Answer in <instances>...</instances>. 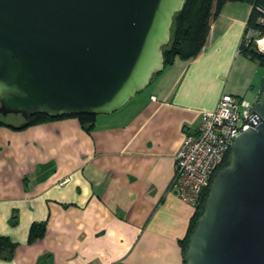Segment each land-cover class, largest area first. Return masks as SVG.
<instances>
[{"label":"crops","instance_id":"obj_1","mask_svg":"<svg viewBox=\"0 0 264 264\" xmlns=\"http://www.w3.org/2000/svg\"><path fill=\"white\" fill-rule=\"evenodd\" d=\"M251 12L225 3L196 57L89 133L76 118L0 128V236L17 244L0 264H183L195 208L171 189L174 157L222 94L258 100L264 70L241 52Z\"/></svg>","mask_w":264,"mask_h":264},{"label":"water","instance_id":"obj_2","mask_svg":"<svg viewBox=\"0 0 264 264\" xmlns=\"http://www.w3.org/2000/svg\"><path fill=\"white\" fill-rule=\"evenodd\" d=\"M186 0H0V116L110 115L164 67ZM190 236L185 264H264V86Z\"/></svg>","mask_w":264,"mask_h":264},{"label":"built area","instance_id":"obj_3","mask_svg":"<svg viewBox=\"0 0 264 264\" xmlns=\"http://www.w3.org/2000/svg\"><path fill=\"white\" fill-rule=\"evenodd\" d=\"M258 23L263 25L264 18H259ZM252 43L264 52V35L260 31H245L241 46L248 47ZM151 100L155 98L151 97ZM253 104L243 98L222 94L212 111L202 113L196 132L183 137L174 157L171 185L183 203L193 208L199 204L203 191L230 155L234 139L253 122Z\"/></svg>","mask_w":264,"mask_h":264},{"label":"trees","instance_id":"obj_4","mask_svg":"<svg viewBox=\"0 0 264 264\" xmlns=\"http://www.w3.org/2000/svg\"><path fill=\"white\" fill-rule=\"evenodd\" d=\"M227 2H245L251 4L252 12L249 16L245 31L254 29L260 31L262 35H264V24L261 25L258 23L259 18H264V0H186L182 11L178 13L173 19L171 42L164 49L165 66L171 65L176 59L181 61H189L200 53L206 41L210 22L218 16L221 8ZM258 9H260L261 12L258 11ZM252 45L254 44L252 43L248 47H244L242 45L241 52L249 59L256 62L262 69H264V54L258 53V51L252 47ZM263 86L264 80L262 84V90ZM95 116L96 115H62L57 117H49L43 114H36L27 121L23 120L19 116H15L16 118L21 119L19 123H13L11 121L8 122L7 117L0 116V128H8L17 131L49 121L61 120L65 118H76L84 131L89 133L93 128ZM228 163L229 155L218 171L225 167ZM212 181L213 180H211L209 187L203 191L199 204L195 208L187 235L180 243L183 252V264H185L186 261L185 253L189 245L190 236L195 229L198 218L203 212L204 202L210 190ZM42 234L43 226L33 224L29 232L28 242H34L35 240L39 239ZM16 247L17 244L12 243L8 238L0 236V254H6L8 257H11V254Z\"/></svg>","mask_w":264,"mask_h":264},{"label":"rangeland","instance_id":"obj_5","mask_svg":"<svg viewBox=\"0 0 264 264\" xmlns=\"http://www.w3.org/2000/svg\"><path fill=\"white\" fill-rule=\"evenodd\" d=\"M252 47L255 48L256 51H258V53H260V54H264V52H261L260 50H258V48H256L255 45H252ZM176 60H177V59H176ZM177 61L179 62L180 60H177ZM259 67H260V66H259ZM163 70H164V69H163ZM261 70H262V68H261ZM263 70H264V69H263ZM161 73H165V72L162 71ZM159 75H160V74L156 75V76L152 79L150 85H149V86L143 91V93L147 94V93L150 92L151 87H152V86L156 83V81L158 80ZM143 93H141V94H143ZM7 119H8V120H7L8 122L11 121V122H13V123H19V122L21 121L20 118H16V117L13 116V115H9V116H7Z\"/></svg>","mask_w":264,"mask_h":264}]
</instances>
